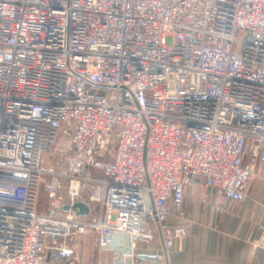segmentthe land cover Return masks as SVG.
I'll return each mask as SVG.
<instances>
[{"label":"built area","instance_id":"1","mask_svg":"<svg viewBox=\"0 0 264 264\" xmlns=\"http://www.w3.org/2000/svg\"><path fill=\"white\" fill-rule=\"evenodd\" d=\"M253 179L264 0H0V264L78 263L90 230L101 264L159 263L137 245L187 235V183L220 203Z\"/></svg>","mask_w":264,"mask_h":264},{"label":"crops","instance_id":"2","mask_svg":"<svg viewBox=\"0 0 264 264\" xmlns=\"http://www.w3.org/2000/svg\"><path fill=\"white\" fill-rule=\"evenodd\" d=\"M244 201L216 202L197 181L186 184L183 211L170 214V226H183L187 235L166 251L160 234L150 243H138L136 251L156 264H264V179H253ZM79 253L72 264H101L108 259L93 231L69 241Z\"/></svg>","mask_w":264,"mask_h":264},{"label":"rangeland","instance_id":"3","mask_svg":"<svg viewBox=\"0 0 264 264\" xmlns=\"http://www.w3.org/2000/svg\"><path fill=\"white\" fill-rule=\"evenodd\" d=\"M47 200L48 194L44 189V183H42L39 195H38V210L46 211L47 210Z\"/></svg>","mask_w":264,"mask_h":264},{"label":"water","instance_id":"4","mask_svg":"<svg viewBox=\"0 0 264 264\" xmlns=\"http://www.w3.org/2000/svg\"><path fill=\"white\" fill-rule=\"evenodd\" d=\"M69 206H65L64 208L65 209H68ZM74 209H79L77 211V214L78 215H82V214H85L86 211L88 210V207L86 205H84L82 202H77L74 206H73Z\"/></svg>","mask_w":264,"mask_h":264}]
</instances>
